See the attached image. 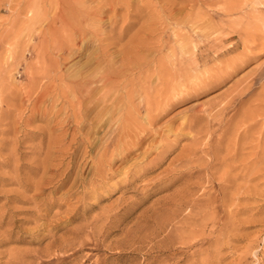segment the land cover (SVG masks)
Segmentation results:
<instances>
[{"label": "rangeland", "instance_id": "rangeland-1", "mask_svg": "<svg viewBox=\"0 0 264 264\" xmlns=\"http://www.w3.org/2000/svg\"><path fill=\"white\" fill-rule=\"evenodd\" d=\"M98 1L0 0V264H264V0ZM179 24L224 42L215 60L196 68L149 46L144 63L127 66L129 44H172ZM251 37L254 50L243 51ZM58 40L71 55L56 51ZM229 41L241 49L220 55ZM238 52L255 57L193 93L188 84ZM243 84L250 96L221 111ZM146 108L160 112L150 126ZM125 123L126 135L145 136L141 148L123 161L102 154Z\"/></svg>", "mask_w": 264, "mask_h": 264}, {"label": "bare ground", "instance_id": "bare-ground-1", "mask_svg": "<svg viewBox=\"0 0 264 264\" xmlns=\"http://www.w3.org/2000/svg\"><path fill=\"white\" fill-rule=\"evenodd\" d=\"M63 1V0H62ZM100 1V0H99ZM98 1V2H99ZM126 1V0H125ZM103 2V1H102ZM106 2H108V1H106ZM106 2H105V4H106ZM110 2H111V0L109 1V4H110ZM115 2V1H114ZM100 3V2H99ZM113 4V3H112ZM116 4V3H115ZM101 5V4H100ZM104 5V4H103ZM103 5H101V7L103 6ZM123 5H125V4H123ZM61 6V5H60ZM108 6H110V5H107V7ZM112 6V5H111ZM114 7H116V6H113V8ZM62 8V7H61ZM109 8V7H108ZM111 9V10H114V9ZM117 8V7H116ZM127 8V7H126ZM81 9V8H80ZM95 9V8H94ZM91 10L92 9H90L89 11L91 12ZM94 11V10H93ZM92 11V12H93ZM96 11V10H95ZM60 12V11H59ZM80 12H82V11H80ZM85 12V11H84ZM86 12H87V10H86ZM85 12V13H86ZM114 12V11H113ZM116 12V11H115ZM114 12V13H115ZM66 13V12H65ZM181 13V12H180ZM193 13V12H192ZM197 13H198V11H197ZM79 14V13H78ZM89 14V13H88ZM88 14H87V17H89L88 16ZM91 14H94V13H91ZM95 14H97V15H99L97 12L95 13ZM116 14V13H115ZM191 13H189L188 15H190ZM90 15V14H89ZM96 15V16H97ZM101 15V14H100ZM195 15H196V13H195ZM199 15V14H198ZM202 15V14H201ZM59 16V18H61L60 20H61V23L64 25V27L62 28V30H61V34L63 35V36H66V35H68L69 34V32H68V28H66L67 26H66V18H65V16L64 15H62V14H60V15H58ZM93 16L94 15H90V17H92L93 18ZM111 16V15H110ZM181 16V15H180ZM193 16H194V14H193ZM57 17V16H56ZM81 18H83L82 16H80ZM86 17V16H85ZM86 17V18H87ZM95 17V16H94ZM98 17V16H97ZM102 17V16H101ZM112 17H113V15H112ZM110 18V19H113V18ZM116 17L118 18V16H117V14H116ZM120 17V16H119ZM195 17H198V16H195ZM194 17V18H195ZM91 18V19H92ZM115 18V17H114ZM116 18V19H117ZM187 18V17H186ZM94 19V18H93ZM98 20H100L99 19V17L97 18ZM188 19V18H187ZM192 19V18H191ZM190 19V20H191ZM53 20V19H52ZM80 20V19H79ZM94 20H96V17H95V19ZM114 21H115V19H113ZM196 20L198 21V19L196 18ZM73 21V20H72ZM85 21V19L83 20V22ZM117 21V20H116ZM115 21V22H116ZM179 21H181V20H179ZM178 21V22H179ZM193 20H191V22H192ZM81 23H82V21H80ZM113 22V21H112ZM181 22H184V20H182ZM186 22H188V21H186ZM191 22H189V23H191ZM194 23H195V21H193ZM72 23V22H71ZM80 23V24H81ZM110 23H111V21H110ZM128 23H130V22H128ZM180 23V22H179ZM52 24H54V22L52 23ZM59 24V23H58ZM181 24V23H180ZM177 25L176 27H175V29H173V32H174V42L172 43V44H166V42L167 41H165V43L164 42H162V41H159V40H157V41H155L154 42V44H153V42H152V44H151V42L150 43H148V42H143V41H136L135 40V42L133 43H131V44H129L130 46H128V50H125V52H123L124 53V56H125V58H126V64H127V66L128 65H131V66H138V64H142V63H144L145 62V57H143V56H141L140 55V53L142 52V50H144V49H146L147 47H149L150 46V48L151 47H154V49L156 48L157 49V51H159V54H160V52L161 51H163V50H165V51H163L164 53H162V55L164 54V56H166V57H170V56H173L176 52H177V54L180 56V58H179V62H181V64L183 63L184 64V62H186L187 64H190V66H192V67H196L197 68V66H200V64H202V63H205L206 61H208V60H212V59H214V56H213V50H214V47L216 48V47H218V44L217 43H219V42H217V40L216 39H212V40H210L209 39V37H207L205 34H199L198 36H200V40L199 39H194L192 36H190L189 35V33L188 34H185V32H184V28L181 26V25ZM188 24V23H187ZM199 24V23H198ZM71 25V24H70ZM112 25V24H111ZM127 25H129V24H127ZM190 25H192V24H190ZM48 26V25H47ZM54 26V25H53ZM66 26V27H65ZM74 26V25H73ZM130 26H131V24H130ZM192 26H194V24L192 25ZM203 26V28H204V24L202 25ZM62 27V26H61ZM69 27V26H68ZM98 27V26H97ZM195 27V26H194ZM96 28V27H95ZM114 28V27H113ZM174 28V27H173ZM190 28H191V26H190ZM201 28V27H200ZM200 28H198V31H199V29ZM220 28V27H219ZM218 28V29H219ZM73 29V28H72ZM93 29H94V27H93ZM97 29V28H96ZM99 29H100V27H99ZM202 29V28H201ZM207 29V28H206ZM48 30V29H47ZM81 30V29H80ZM162 30V29H161ZM190 30V29H189ZM208 30V29H207ZM49 31H50V29H49ZM92 31H94V30H92ZM96 31V30H95ZM95 31L94 32H92V33H95ZM112 31V30H111ZM197 31V32H198ZM51 32H52V34L53 35H55L56 36V29L54 28L53 30H51ZM76 32V31H75ZM99 32V31H98ZM125 32V31H124ZM189 32H191V31H189ZM196 32V31H195ZM196 32V33H197ZM204 32V31H203ZM206 32H208L207 34H209V32L210 31H206L205 30V33ZM216 32V31H215ZM241 32V31H240ZM246 32V31H245ZM248 32V31H247ZM73 33V32H72ZM83 33H84V30H83ZM91 33V32H90ZM123 33V32H122ZM195 33V34H196ZM219 33V32H218ZM251 33V32H250ZM60 34V33H59ZM58 34V35H59ZM79 34H81V36H79ZM97 34V33H96ZM95 34V35H96ZM114 34V33H113ZM216 34V33H215ZM243 34H244V30H243ZM83 34H82V32H78V36L79 37H83L82 36ZM109 35V34H108ZM111 35H112V33H111ZM192 35V34H191ZM217 35H219V34H217ZM241 35H242V32H241ZM123 35L122 34H119L118 35V37H122ZM211 36V35H210ZM244 36V35H243ZM251 36H253V35H251ZM49 37V36H48ZM76 37V36H75ZM116 37V36H115ZM160 37H161V35H160ZM215 37V36H214ZM240 37V36H239ZM249 37H250V35H249ZM46 38V37H45ZM44 38V39H45ZM57 38V37H56ZM110 38H112V37H110ZM114 38V37H113ZM163 38V37H162ZM162 38H161V40H162ZM70 39V38H69ZM76 39V38H75ZM75 39H73V41H75V44H76V41L77 40H75ZM157 39V38H156ZM160 39V38H159ZM238 39V38H237ZM242 39V38H241ZM255 38L254 37H251L250 39H248V38H246L245 39V41H243V47H241L242 49H243V51H246V49H248V47H249V50H250V47H253V46H248L247 45V43H246V41L247 42H251L250 44H253L254 43V40ZM53 40V39H52ZM80 40H82V38L80 39ZM79 40V41H80ZM119 40V39H118ZM117 40V37H116V41H118ZM235 40V39H234ZM243 40V39H242ZM241 40V41H242ZM43 41V40H42ZM59 41V40H58ZM61 41V40H60ZM59 41V44H58V46L57 47H55V49H56V51L58 50V51H60L61 53V55L63 54V56L62 57H64V53L65 52H67V51H71L72 52V50L70 49V48H72L73 47V45L72 46H70V48H68V49H70V50H68L67 49V47L66 46H61L62 44H61V42ZM82 41H84V40H82ZM134 41V40H133ZM240 41V42H241ZM49 42V41H48ZM71 42V41H70ZM69 42V43H70ZM81 42V41H80ZM120 42V41H119ZM128 42V41H127ZM170 42V41H169ZM65 43V42H64ZM110 43H113V42H110ZM109 43V44H110ZM130 43V42H129ZM221 43H224V42H220L219 44H221ZM68 44V43H67ZM74 44V43H73ZM79 44V43H78ZM108 44V45H109ZM217 44V45H216ZM228 44H230V46H228V47H224L225 49H223L220 53H218V54H220V55H227V54H229L230 53V55H231V53L232 52H235V50H238V49H241V48H238V46H239V43L237 42V41H235V42H231V41H229L228 42ZM77 45V44H76ZM76 45H75V47H76ZM128 45V44H127ZM222 45V44H221ZM254 45V44H253ZM259 45V44H258ZM261 45V44H260ZM263 46V45H262ZM261 46V47H262ZM69 47V46H68ZM81 47V46H80ZM101 47V46H100ZM106 47V46H105ZM114 47V46H113ZM117 47V46H116ZM255 47H256V45H255ZM74 48V47H73ZM79 48V47H78ZM98 48H99V46H98ZM220 48V47H219ZM218 48V49H219ZM238 48V49H237ZM263 48V47H262ZM48 49V48H47ZM107 49V48H106ZM105 49V50H106ZM245 49V50H244ZM251 49H253V48H251ZM100 50H101V48H100ZM115 50V49H114ZM117 50V49H116ZM115 50V51H116ZM254 50V49H253ZM253 50H250V51H253ZM76 51V50H75ZM104 51V50H103ZM103 51H101V52H103ZM114 51V52H115ZM119 51V50H118ZM124 51V50H123ZM214 51H216V50H214ZM48 52V51H47ZM74 52V51H73ZM117 52V51H116ZM147 52V51H146ZM52 53V52H51ZM68 53V52H67ZM75 53V52H74ZM120 53H121V51H120ZM123 53H121V55L123 54ZM158 53V52H157ZM239 53V52H238ZM243 54H240L239 53V55H237V53H236V57H233L232 56V58H230V59H225V57L223 58L225 61H223L222 59H220L219 57V59L218 60H222L221 62H220V65L218 64H216L215 66H216V68H214V70H213V74H211L210 73V71H209V73L210 74H208V75H199L200 77H198V75L196 76V73H194L195 74V77L197 78L198 77V79H199V83L197 84V85H194V86H191V85H193L192 83H191V85L190 84H188L192 89H193V93H195V95H196V93H198V92H200V91H204V90H206L207 88H210L211 86H214V85H217V84H220V83H222L223 81H224V79H225V77H227V76H231V74L238 68V67H241L248 59H251V58H254L255 56L254 55H251L250 56V53H249V55L248 54H246V52H242ZM245 53V54H244ZM50 54V53H49ZM53 54H54V52H53ZM70 54V52L67 54V55H69ZM72 54V53H71ZM70 54V55H71ZM60 55V56H61ZM99 55H100V53H99ZM104 55H105V52H104ZM106 55H107V52H106ZM161 55V56H162ZM178 55H177V57H178ZM219 55V56H220ZM59 56V57H60ZM101 56V58H102V55H100ZM163 56V58H165ZM216 56H217V54H216ZM216 56H215V58H216ZM62 57H60V58H62ZM66 57H68V56H66ZM106 57V56H105ZM221 57V56H220ZM223 57V56H222ZM99 58V57H98ZM163 58L161 57V60L163 61ZM171 58H173V57H171ZM227 58V57H226ZM65 59H67V58H65ZM100 59V58H99ZM121 59H123V58H121ZM148 59V58H147ZM154 59V58H153ZM176 59V58H175ZM217 59V58H216ZM101 60V59H100ZM152 60V59H151ZM160 60V66H161V69H162V71H167V73L169 72H171V70L169 71V68H168V66H167V64H166V59L164 60L165 62H162ZM215 60V59H214ZM97 61H98V59H97ZM168 61V60H167ZM171 61H172V59H171ZM217 61V60H216ZM249 61V60H248ZM122 62H123V60H122ZM151 62V61H150ZM169 62V61H168ZM175 62V61H174ZM154 63V62H153ZM216 63H218V62H216ZM124 64V63H123ZM148 64V63H147ZM177 64H178V61H177ZM177 64H175V65H177ZM214 64H215V61H214ZM122 65V64H121ZM159 65H158V68H160L159 67ZM171 65H173L172 64V62H171ZM186 65V64H185ZM130 66V67H131ZM145 66V65H144ZM144 66H142V68L144 67ZM173 67H175V66H173ZM178 67V66H177ZM186 67H187V65H186ZM141 68V69H142ZM176 68V67H175ZM121 69V68H120ZM128 69V68H127ZM126 69V70H127ZM192 69V68H191ZM207 69V68H206ZM213 69V68H212ZM138 70H140V69H138ZM187 70V69H186ZM197 70V69H196ZM199 70H201L200 68H199ZM210 70V69H209ZM119 71H121V70H119ZM172 71H173V69H172ZM177 71V70H176ZM195 71V70H194ZM196 72H198V70L196 71ZM203 72H205V71H203ZM212 72V71H211ZM105 73H107V72H105ZM105 73H103V74H105ZM177 73V72H176ZM101 74V73H100ZM103 74H101L100 75V77H102V75ZM192 74V73H191ZM193 74V75H194ZM109 75H111V74H109ZM124 75H125V73H124ZM193 75H191V76H193ZM72 76V75H71ZM105 76V75H104ZM108 76V75H107ZM184 76H186L185 74H184ZM83 77V76H82ZM82 77H81V79H82ZM190 77V76H189ZM188 77V78H189ZM248 77V76H247ZM99 78V77H98ZM103 79H105L104 77H102ZM112 78V77H111ZM70 79V78H69ZM81 79H79V80H81ZM117 79H119V77L117 78ZM192 79V78H191ZM194 79L195 78H193V81H194ZM75 79H73V81H74ZM84 80V79H83ZM82 80V81H83ZM98 81H99V79H97ZM97 80H96V82H97ZM101 80V79H100ZM244 80H245V78H244ZM73 81H70V82H72L73 83ZM77 81V80H76ZM103 81V80H102ZM102 81H100L101 83H102ZM78 82V81H77ZM76 82V83H77ZM81 82V81H80ZM105 82V81H104ZM113 82V81H112ZM117 82V81H116ZM195 82V81H194ZM79 83V82H78ZM82 83V82H81ZM103 84V83H102ZM105 84V83H104ZM196 84V83H195ZM77 85V87L80 85H78V84H75V86ZM237 85V84H236ZM244 85V84H243ZM73 86V85H72ZM85 87V85H82V87ZM195 86H197L198 88H196ZM81 87V86H80ZM186 87V88H185ZM249 87H250V85H244V86H242V87H240V88H235V89H237V93L236 94H231V92L229 93V99H227V97H226V99L227 100H224V102L223 101H221L220 100V102H223V104L225 103V105H224V107H222V109H221V111H224V109H226L227 107H229L230 105H236V104H238V106L240 107V105L241 104H243V102L250 96V94H251V90L249 89ZM79 88V87H78ZM184 88H185V90H189L188 89V86L187 85H185L184 86ZM190 88V90L192 91V89ZM92 89V88H91ZM182 89V88H181ZM183 90V89H182ZM182 90H180V91H182ZM184 90V91H185ZM80 91V90H79ZM89 91V90H88ZM179 90H178V92H180ZM73 92V91H72ZM83 92V91H82ZM189 92V91H188ZM80 93H81V91H80ZM173 93V92H172ZM181 93V92H180ZM179 93V94H180ZM183 93V92H182ZM77 94V93H76ZM89 94V93H88ZM91 94V93H90ZM106 94V93H105ZM131 94V93H130ZM175 94V93H174ZM176 94H178V93H176ZM84 95V94H83ZM126 95H128L127 93L125 94V96ZM132 95V94H131ZM168 96H170L169 94H167ZM91 96V95H90ZM166 96V95H165ZM168 96H166V97H168ZM176 96V95H175ZM178 96V95H177ZM228 96V95H227ZM89 97V96H88ZM128 98L130 99V98H132V97H129L128 96ZM169 98V97H168ZM221 98V97H220ZM176 99V98H175ZM174 99V100H175ZM126 100H127V98H126ZM167 101H168V99H167ZM166 101V102H167ZM211 101V100H210ZM78 102V101H77ZM144 102H146V101H144ZM164 102H165V100H164ZM168 102H172V100H171V98H170V101H168ZM208 103V102H207ZM212 103V102H211ZM210 103V104H211ZM147 103H145V105H146ZM165 104V103H164ZM167 104V103H166ZM130 105V104H129ZM133 105V104H132ZM171 104L169 103V106H170ZM220 105V104H219ZM221 105H222V103H221ZM110 106V105H109ZM148 106V105H147ZM146 106V107H147ZM159 106H160V104H159ZM259 106H261V105H259ZM114 108H115V105L113 106ZM149 108H151L150 107V105L148 106ZM154 107H155V105H154ZM167 107V106H166ZM165 107V108H166ZM114 108H113V111H115V110H118L117 108H115V110H114ZM144 108V107H143ZM160 108H161V106H160ZM162 108H164V107H162ZM230 108H231V106H230ZM255 108V107H254ZM253 108V112L255 111V109ZM81 109V108H80ZM110 109V108H109ZM152 109V108H151ZM245 109V108H244ZM260 109H262V106L260 107ZM264 109V108H263ZM119 110H121V109H119ZM126 110H130V112H132V111H134V108H131V109H126ZM161 110V109H160ZM238 110V108H234V110H233V112H232V116H231V118H234V116L237 114V111ZM242 110V109H241ZM79 111V110H78ZM106 111V110H105ZM162 111V110H161ZM216 111V110H215ZM257 111V110H256ZM126 112V111H125ZM203 112H205V111H203ZM212 112V111H211ZM80 113V112H79ZM112 113V112H111ZM145 113H147L146 115H147V123H148V125L149 124H151V122L154 120V118H156V115L158 116L159 115V111H157L156 113H153V110H149V109H147L146 108V112ZM193 113H194V111H193ZM246 113V112H245ZM256 113V112H255ZM254 113V114H255ZM127 114V113H126ZM204 114V113H203ZM203 114H202V116H203ZM211 114V113H210ZM253 114V115H254ZM260 114V113H259ZM120 115V114H119ZM118 115V116H119ZM198 115V114H197ZM200 115V114H199ZM198 115V116H199ZM206 115V114H205ZM224 115V114H223ZM262 115H263V113H262ZM245 116V115H244ZM250 116V115H249ZM255 116V115H254ZM253 116V117H254ZM257 116V115H256ZM81 117V116H80ZM197 117V116H196ZM209 117V116H208ZM262 117V116H261ZM120 118V117H119ZM223 118V117H222ZM255 118V117H254ZM251 119V118H250ZM143 120H145L144 118H143ZM246 120V119H245ZM194 121V120H193ZM77 122V121H76ZM75 122V123H76ZM110 122V121H109ZM117 122H118V120H117ZM116 122V123H117ZM129 122H131V121H129ZM195 122H196V120H195ZM251 122V121H250ZM222 123V122H221ZM244 123V122H243ZM99 124V123H98ZM110 125H112L111 124V122L109 123ZM119 124V123H118ZM117 124V125H118ZM135 124V123H134ZM132 125V126H136V125ZM77 125V124H76ZM130 125V124H129ZM128 125V128L130 127ZM187 125H188V123H187ZM202 125V124H201ZM93 126V125H92ZM98 126V125H97ZM114 126V125H113ZM150 126V125H149ZM192 126H194L193 124H189V127L190 128H192ZM76 127V126H75ZM77 127H79V126H77ZM94 127V126H93ZM101 127V126H100ZM120 127H122V126H120ZM126 123H125V125H123V127L120 129V131H119V129L117 128V127H115L114 129H111V132L110 133H112L113 134V132H116V135H112V136H109L110 138H109V141H106L105 140V142H107L106 144H103L104 146H103V148H102V154H104V155H106V153H108V151L109 152H111V156L114 154V153H116L117 152V154H121L122 155V157L120 158V161H123L124 159V157L126 158L127 156H128V154H130L131 152H132V149H134V148H141L140 146H141V144H142V142H143V140L145 139V136H143L142 134V136L141 135H139L138 133H139V131H138V133L137 134H134V135H132V136H130V135H126L127 133V131L129 130V129H127V131H125L126 130ZM203 127V126H202ZM243 127V126H242ZM106 128V127H105ZM108 128V127H107ZM109 128H110V126H109ZM136 128V127H135ZM95 129H97V128H95ZM104 129V128H103ZM130 129H131V127H130ZM133 129V128H132ZM131 129V130H132ZM194 129V128H193ZM199 129H200V127H199ZM240 129V128H239ZM135 130V129H134ZM143 130V129H142ZM118 131V132H117ZM141 131V130H140ZM245 131V130H244ZM247 131V130H246ZM124 132V133H123ZM143 132V131H142ZM251 132V131H250ZM133 133V132H132ZM141 133V132H140ZM149 133V132H148ZM239 133V132H238ZM241 133V132H240ZM239 133V134H240ZM242 133H245V132H242ZM263 133L264 132H261V134L263 135ZM125 135V136H128V138H129V140H128V142H127V140H126V143H123V144H120L119 145V143H118V145L115 143V141L116 140H118L119 141V139H120V136L122 137L123 135ZM131 134V133H130ZM238 134V135H239ZM251 134V133H250ZM97 135V134H96ZM101 135V134H100ZM99 135V136H100ZM146 135V134H145ZM116 136V137H115ZM235 136V135H234ZM99 138V137H98ZM148 138V137H147ZM241 138H244V137H242L241 136ZM241 138H240V140H241ZM104 139V138H103ZM107 139V138H106ZM208 139V138H207ZM234 139H235V137H234ZM85 140V139H84ZM154 140V139H153ZM153 140H151V142L153 141ZM236 140V139H235ZM237 140H238V138H237ZM163 141V140H162ZM85 142H86V140H85ZM97 142V141H96ZM150 142V141H149ZM156 142V141H155ZM95 143V142H94ZM120 143H122V140H121V142ZM169 143V142H168ZM222 143V142H221ZM237 143V142H236ZM239 143V142H238ZM88 144V143H87ZM95 144H97V143H95ZM162 144H163V142H162ZM240 144H242V143H240ZM90 145V144H89ZM101 145V144H100ZM100 145H99V147H100ZM152 145V144H151ZM149 143L147 144V146L145 147V145H144V147H143V150H142V155L144 156L146 153H149V151L152 149V146H151ZM156 145V144H155ZM158 145V144H157ZM161 145V144H160ZM160 145H159V147H160ZM166 145V144H165ZM169 145V144H168ZM256 145H257V143H256ZM256 145H255V147H256ZM260 145H262V144H260ZM95 147H96V145H95ZM224 147H225V145H224ZM163 148V147H162ZM165 148V147H164ZM163 148V149H164ZM243 149L245 148V147H242ZM65 149V148H64ZM98 149V148H97ZM162 149V150H163ZM233 149V148H232ZM218 150V149H217ZM235 151V150H234ZM242 151V150H241ZM161 152V151H160ZM232 152V151H231ZM98 153V152H97ZM237 153V152H236ZM102 154L100 155V157H102ZM161 154V153H160ZM231 154V153H230ZM98 155V154H97ZM139 155H141V154H139ZM158 155H159V153H158ZM111 156L109 157V158H107V159H105L104 161L106 162V163H110V161H112V158H111ZM115 156H116V154H115ZM118 156V155H117ZM108 157V156H107ZM156 157V156H155ZM232 157V156H231ZM235 157V156H234ZM97 158V157H96ZM103 158V157H102ZM119 158V157H118ZM156 159H157V157H156ZM97 160V159H96ZM99 160V159H98ZM97 160V161H98ZM151 160H153V159H151ZM188 160V159H187ZM190 160V159H189ZM103 161V160H102ZM104 161H103V163H104ZM154 161V160H153ZM112 163V162H111ZM151 163V162H150ZM47 164V163H46ZM98 164V163H97ZM96 164V165H97ZM104 165V164H103ZM102 165V167H104ZM108 165V164H107ZM46 166V165H45ZM110 166V165H109ZM244 166V165H243ZM101 166L99 165V168H100ZM96 169L98 168V166L97 167H95ZM108 168V167H107ZM80 169V168H79ZM101 169H103V168H101ZM106 169V168H105ZM81 170H82V168H81ZM104 170V169H103ZM107 170V169H106ZM109 171V170H108ZM107 171V172H108ZM178 171V170H177ZM97 172H98V170H97ZM106 172V171H105ZM104 172V173H105ZM62 174V173H61ZM99 174H101V173H99ZM60 175V174H59ZM178 175V174H177ZM99 176H101V175H99ZM103 176V175H102ZM60 177V176H59ZM78 178V177H77ZM65 179V178H64ZM78 180H79V178H78ZM10 240V239H9ZM8 241V240H7ZM6 241V242H7ZM59 249V248H58ZM51 254V253H50ZM46 256V255H45ZM49 258H50V256H49ZM14 260V259H13ZM19 261V260H18ZM16 262V261H15ZM22 262V261H21ZM12 263H14V262H12ZM15 264V263H14Z\"/></svg>", "mask_w": 264, "mask_h": 264}]
</instances>
